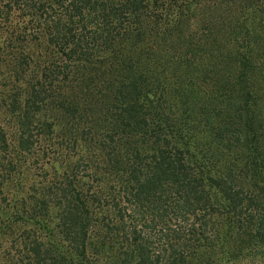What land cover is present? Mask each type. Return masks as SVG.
Here are the masks:
<instances>
[{"label": "trees", "instance_id": "16d2710c", "mask_svg": "<svg viewBox=\"0 0 264 264\" xmlns=\"http://www.w3.org/2000/svg\"><path fill=\"white\" fill-rule=\"evenodd\" d=\"M264 264V0H0V264Z\"/></svg>", "mask_w": 264, "mask_h": 264}, {"label": "rangeland", "instance_id": "374dc122", "mask_svg": "<svg viewBox=\"0 0 264 264\" xmlns=\"http://www.w3.org/2000/svg\"><path fill=\"white\" fill-rule=\"evenodd\" d=\"M239 264H258V261L256 260H244L243 262L239 263Z\"/></svg>", "mask_w": 264, "mask_h": 264}]
</instances>
